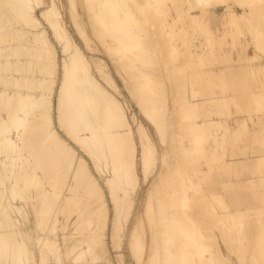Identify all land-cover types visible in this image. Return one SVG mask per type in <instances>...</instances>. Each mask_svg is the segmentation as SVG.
Here are the masks:
<instances>
[{
  "label": "bare ground",
  "instance_id": "bare-ground-1",
  "mask_svg": "<svg viewBox=\"0 0 264 264\" xmlns=\"http://www.w3.org/2000/svg\"><path fill=\"white\" fill-rule=\"evenodd\" d=\"M40 1L0 0L64 52L58 78L43 50L20 56L23 34L12 69L0 60L16 76L0 79V264H110L102 227L115 233L132 206L142 264H264V0H65L79 39L132 80L143 120L56 1Z\"/></svg>",
  "mask_w": 264,
  "mask_h": 264
},
{
  "label": "rangeland",
  "instance_id": "rangeland-1",
  "mask_svg": "<svg viewBox=\"0 0 264 264\" xmlns=\"http://www.w3.org/2000/svg\"><path fill=\"white\" fill-rule=\"evenodd\" d=\"M56 1V4H57V6L59 7V9H60V11H61V13H62V15H63V18H64V21H65V26H66V28H67V30H68V32L70 33V35L73 37V39H74V41L77 43V45L82 49V51H84V53H85V55L87 56V57H90L92 54H95L96 56H99V57H101L102 59H103V63L105 64V69L110 73V75L112 76V78H113V80L115 81V84L117 85V89H119V93H121V94H119L118 92H116V91H113V94H114V96L116 97V98H118L117 100H119V101H121L122 103H124L125 105H127L128 103H127V101H130V99H129V97H127V95L125 94V91H124V86L123 85H125V83L127 82V83H131L132 82V80L131 79H124L125 80V82L123 81V79H122V73H123V71L122 70H120V72H119V69H118V71L115 69V67H113L112 66V63H111V61L109 60V58L108 57H106L104 54H103V52H101V51H97V52H92V51H90L89 50V48L85 45V43L81 40V39H79V37H78V35H77V33H76V31H75V29L73 28V25L70 23V21H69V19L67 18V15L65 14V7H66V5H65V0H55ZM42 2V4H40V7H43V8H46L48 5H49V0H41L40 1V3ZM1 4V3H0ZM3 6H4V10H2V8H3ZM8 8L6 7L5 8V5H4V3H3V5H2V7H1V9H0V12H1V15H0V18H2V19H0V21H2V24L0 23V33H5L4 35V37L2 36L1 38H0V60L1 59H3L4 57H9L8 59V63H10V65L8 66V64H7V68L9 69V67H11V69H12V66H13V57L15 56V54L13 55V51L11 50V48L13 47V45H15V42H19V40L21 39V41H24V42H20L22 45H25V46H22L23 47V51H21V50H19L21 53H19L20 54V56L22 57V58H24V59H26V60H31L32 58H38V56H39V54H41V51L40 50H43L44 51V47H46V45H47V47L46 48H48L49 46V48H48V50L47 49H45V51L43 52L42 51V54H43V56L44 57H46V60H55V61H53L54 63H55V71H54V76L56 77V75L55 74H57V78L59 77V69H60V64H61V62H62V58H63V54H64V52L62 51V48H61V44H60V42L59 41H57V39L55 38V39H53L55 36H53L54 34L50 31V29H47L46 30V32H45V34H44V36H46V38H47V40H48V44L50 43V45H48L47 43H45L44 44V42H43V44L45 45V46H43V45H41L42 44V42L41 41H45L46 39H44V37H42L41 39H43V40H41L40 41V39H39V42H41V43H39V42H37L38 40L36 39V40H33L31 37H29V36H27V34H29V33H22L18 28L20 27V26H18V28H17V26L15 27L14 26V24H15V21H16V19H15V17L13 18V16L12 15H14L13 13H11V10L10 9H8ZM3 12H2V11ZM7 10V12H4V11H6ZM39 11H40V8H37L36 7V10H35V14H36V16H37V18H38V21H40V23H41V25L44 27L45 26V20L43 19V17H41L40 15H39ZM8 12H10V13H8ZM8 13V14H7ZM12 14V15H11ZM12 18H11V17ZM11 18V19H10ZM42 18V19H41ZM40 19V20H39ZM12 20H13V22H12ZM15 20V21H14ZM11 22V23H7V22ZM6 22V23H5ZM43 23V24H42ZM15 25H17V24H15ZM40 25V26H41ZM19 30V31H17V30ZM16 31V32H15ZM16 33H18L19 35V37H20V35H22L23 34V36H21L20 37V39H19V37H17L16 35ZM53 35H52V34ZM25 34H26V36H25ZM26 38H25V37ZM29 37V38H28ZM93 38H91L92 40L90 41V44H89V46H92V47H94L95 46V41H96V39H94L95 38V36H92ZM31 38V39H30ZM2 39L4 40V41H2ZM24 39V40H23ZM30 41H32V42H30ZM18 40V41H17ZM56 40V41H55ZM2 41V42H1ZM34 41H36V44H35V42ZM94 41V42H93ZM33 42H34V44H33ZM31 43L33 44V45H31ZM38 43V44H37ZM59 43V44H58ZM4 44H5V46H4ZM2 45H3V48H2ZM31 47L32 46V51H34V52H32V51H30V52H28L29 51V49H28V47ZM1 48H2V50H1ZM37 48V49H36ZM51 48V49H50ZM13 49V48H12ZM30 49V50H31ZM36 49V50H35ZM49 49H50V53L48 52L49 51ZM18 51V52H19ZM39 51H40V53H39ZM51 51H53V54L51 53ZM36 53V54H35ZM48 53L50 54V57H49V55H48ZM12 54V55H11ZM45 54V55H44ZM160 54H163L164 56L166 55L165 53H160ZM51 55H54V56H51ZM163 55H161V56H163ZM52 57H54V58H52ZM57 63V64H56ZM38 64V66L36 65V64H32V70L34 71V70H38V68H39V63H37ZM12 65V66H11ZM33 65H35V66H33ZM24 66L26 67V68H29V67H31L30 65H27V64H24L22 67L24 68ZM28 66V67H27ZM57 66V67H56ZM1 68V70H0V79L2 78V76L3 77H7L8 78V82H6V83H4V84H6L5 86H7V87H11L12 85V83H14L15 81H16V76H15V74L13 73V71H12V75H11V69L10 70H5V71H7V73L6 72H4V69H5V65H2V66H0ZM38 67V68H37ZM2 68H4V69H2ZM91 68H93V70H94V67H91ZM57 69V70H56ZM29 71H26V72H30L28 75H27V77H32L33 75H35L34 73H33V75H32V71H30V69H28ZM10 71V72H9ZM95 71V70H94ZM10 74H9V73ZM55 72H57V73H55ZM119 72V73H118ZM121 76H120V75ZM10 75H11V77H10ZM15 77V80H14V77ZM10 77V78H9ZM11 78H13V79H11ZM138 79H140V77L138 78ZM13 80V81H12ZM58 81V80H57ZM131 81V82H130ZM10 82H12V83H10ZM4 84L3 83H1L0 84V89L2 88V86L3 87H5L4 86ZM8 84V85H7ZM129 105V104H128ZM129 109V110H128ZM125 110H126V112H127V114L129 115V116H133V117H139L138 119H142L143 120V118L137 113V110L135 109V107H131L130 105H129V107L127 108H125ZM135 113V115L133 114V113ZM145 121V120H144ZM145 124H146V122H144ZM148 131H149V133L151 134V135H153V132H152V130H151V127L150 126H148ZM158 150L160 149V147L159 146H157L156 147ZM196 168L198 169V167L196 166ZM189 171V170H188ZM192 171H193V169H192ZM95 176H97V174H95ZM98 177V176H97ZM99 180L101 181V178H99ZM232 181V180H231ZM230 183V181H227V185ZM141 187V188H140ZM144 187V183H141V184H139L138 186H136V188L131 192V196L132 197H134L135 195H136V193H138V194H140L138 197H142L141 196V191H142V188ZM139 189V190H138ZM138 190V191H137ZM105 194H106V192H105ZM137 197V204H136V202H132V204H136L137 206H139V204H140V202H141V200L139 199ZM107 198V194H106V197H105V199ZM149 198H145V200H143V202L142 203H144L145 201H147ZM140 200V201H139ZM110 210H108L109 212L107 213V216L109 217V218H111L112 217V208H111V204L109 205V206H107ZM134 208V206H132L131 207V209H133ZM131 209L129 208V212L125 215V214H123V215H125V218L123 219V222H124V224L126 223V221L128 220V218H130V214L132 213V211H131ZM123 224V227L125 226ZM144 226H145V224H144ZM123 227H118L117 228V231L115 232V233H112V234H115V237H112V234L110 235V233L108 234V230H109V232L110 231H112L113 229H112V227L110 228V229H108V226H104V227H102V231L104 232V234H105V238H104V240H105V243H106V246H107V253L106 254H108V256H109V260L111 261V263L110 264H120V263H118L119 262V260H120V262L122 263V264H136V262L137 261H139L140 260V258H139V260L137 259V257H136V255H134V253H133V249L135 248H133V242H135V241H133V239L134 238H132V237H134L135 235H137V237L139 238L140 236H143V235H145V234H148L147 233V231H146V229H145V227H144V229L143 230H140V231H138L137 233L136 232H134L133 230H129V233H128V228H126V226H125V228H123ZM148 231L150 232V231H152V230H154V229H156V226H148ZM128 233V234H127ZM131 233V234H130ZM134 234V235H133ZM130 235V236H129ZM128 239V240H127ZM113 240H114V242H113ZM127 242H129L130 244H128V245H126V243ZM113 243H114V245H113ZM112 244V245H111ZM116 244V245H115ZM120 244V246H118L117 247V245H119ZM119 251V252H118ZM129 251H130V253H129ZM139 252H140V254L142 253V250H138ZM119 254V256H120V259H118L117 258V253ZM132 253V254H131ZM118 256V257H119ZM136 257V261H135V258ZM118 260V261H117ZM143 259L141 258V260L139 261V262H137V264L139 263V264H142L143 262ZM116 262V263H115Z\"/></svg>",
  "mask_w": 264,
  "mask_h": 264
}]
</instances>
